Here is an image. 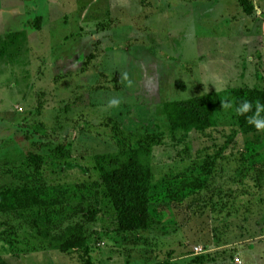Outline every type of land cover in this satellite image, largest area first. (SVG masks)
<instances>
[{
  "label": "rangeland",
  "instance_id": "1",
  "mask_svg": "<svg viewBox=\"0 0 264 264\" xmlns=\"http://www.w3.org/2000/svg\"><path fill=\"white\" fill-rule=\"evenodd\" d=\"M100 1L60 0L58 11L0 0V190L59 201L0 212V264H83L82 248H59L73 233L92 264H264V130L244 133L231 104L205 131L172 132L164 111L264 88V0H250L251 15L239 0H137L109 12ZM140 140L153 171L150 228L121 233L99 166L103 155L124 161Z\"/></svg>",
  "mask_w": 264,
  "mask_h": 264
},
{
  "label": "trees",
  "instance_id": "2",
  "mask_svg": "<svg viewBox=\"0 0 264 264\" xmlns=\"http://www.w3.org/2000/svg\"><path fill=\"white\" fill-rule=\"evenodd\" d=\"M239 3L247 15L253 13L254 7L250 0H239ZM35 22V27L39 29L41 17H37ZM245 99L252 102V110L244 115H238L236 109ZM223 103L232 105L234 118L244 133L261 131L257 130L254 125H250L247 118L254 116L257 104L264 105V88L232 87L223 92L214 91L210 94L194 95L183 100H171L165 103L164 111L172 132L205 131L216 126V116L224 108L222 107ZM261 116L264 117V112L261 113ZM142 148L150 147L140 140L137 147L124 161H119L118 157L112 155H103L102 164L99 166L101 175L98 185L102 188L104 197L109 200L116 213L117 230L121 233L146 231L150 228V194L153 171L150 165L144 163L139 157L138 151ZM58 150L61 154L66 153L62 146L58 147ZM28 159L36 169L40 168L44 162L43 157L38 153L30 152ZM104 161H106L105 164ZM209 169V166L208 169L204 167V173L209 174ZM203 185L202 181L197 183L199 188H203ZM55 200L29 193L25 187L5 188L0 190V212L10 213L59 202ZM81 211L84 213L86 222L95 221L96 210L85 212L84 209H81ZM85 241V237L81 234L73 233L59 245V248L63 253L82 248L85 257H81V262L92 264L88 257L90 250ZM198 258L201 259V257Z\"/></svg>",
  "mask_w": 264,
  "mask_h": 264
},
{
  "label": "crops",
  "instance_id": "3",
  "mask_svg": "<svg viewBox=\"0 0 264 264\" xmlns=\"http://www.w3.org/2000/svg\"><path fill=\"white\" fill-rule=\"evenodd\" d=\"M17 2H19V3H23L25 0H16ZM40 1H43V3L46 5V7L48 8V10H49V8L50 7H54V8H56L58 11H59V9H60V0H40ZM134 1H137V0H102V1H100V2H102L103 4H104V8H105V10H106V12H109V11H112V10H116V9H118V10H122L123 9V7L124 8H127V7H125V5L127 6L128 4H126V3H130V2H134ZM80 2V0H77V3H79ZM91 5H93L91 8H87V11H89V12H91L90 14L91 15H94V14H98V12H99V6H101V5H96V6H94V3L93 4H91ZM129 6V5H128ZM129 8H130V6H129ZM34 10H35V7L33 8ZM12 11H13V13H16V14H18V17H20V16H22L23 15V8L22 7H20L19 8V10H15L14 8L12 9ZM6 13H9V11L8 10H6L5 11ZM244 12V11H243ZM2 13H3V11H2ZM40 13V12H39ZM245 13V12H244ZM57 14L59 15V13L57 12ZM246 14V13H245ZM39 15H41V14H39ZM46 16L47 15H45V14H43L42 16H37V17H41V20H42V18H46ZM19 23L21 24V22L19 21ZM18 32V31H17ZM9 34L10 33H12V32H8ZM15 33V32H14ZM7 34V33H6ZM3 35V34H2ZM260 245V244H259ZM259 247V246H258ZM253 251H255V250H253ZM256 256V255H255ZM254 256V257H255ZM258 260L260 261L259 262V264H261V261L262 260H260V257L258 258ZM255 261V260H254ZM6 263H9L10 264V262H7V261H5ZM11 264H15L14 262H11Z\"/></svg>",
  "mask_w": 264,
  "mask_h": 264
},
{
  "label": "clouds",
  "instance_id": "4",
  "mask_svg": "<svg viewBox=\"0 0 264 264\" xmlns=\"http://www.w3.org/2000/svg\"><path fill=\"white\" fill-rule=\"evenodd\" d=\"M119 101L112 100L111 106H117ZM222 107H231L230 104L223 103ZM252 110V102L248 100H242L239 107L236 109V112L238 115H244ZM264 112V105L257 104L256 106V112L254 116L248 117V123L250 125H254L257 130H264V117L261 116V113Z\"/></svg>",
  "mask_w": 264,
  "mask_h": 264
},
{
  "label": "built area",
  "instance_id": "5",
  "mask_svg": "<svg viewBox=\"0 0 264 264\" xmlns=\"http://www.w3.org/2000/svg\"><path fill=\"white\" fill-rule=\"evenodd\" d=\"M195 250H196V254H204L205 253V251L203 250L202 247H195ZM235 262H237V264H241L240 258L236 257Z\"/></svg>",
  "mask_w": 264,
  "mask_h": 264
}]
</instances>
